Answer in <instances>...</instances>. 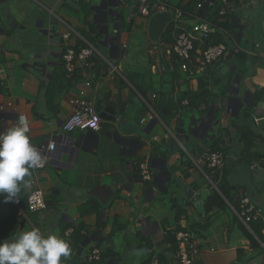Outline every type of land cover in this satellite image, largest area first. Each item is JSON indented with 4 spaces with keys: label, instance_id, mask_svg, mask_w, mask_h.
I'll return each mask as SVG.
<instances>
[{
    "label": "crops",
    "instance_id": "1",
    "mask_svg": "<svg viewBox=\"0 0 264 264\" xmlns=\"http://www.w3.org/2000/svg\"><path fill=\"white\" fill-rule=\"evenodd\" d=\"M157 1L153 7L183 11L179 23L188 29L207 19L217 2ZM232 3L242 18L223 38L225 58L190 78L177 68L169 71L162 53L165 71L152 72L149 19L138 15L136 0H0V131L26 117L34 146L55 145L46 167L26 177L36 181L46 208L19 213L32 186H22L16 203L0 197V240L32 228L62 238L72 228V254L63 264H84L93 248L101 259L90 264H180L175 234L189 232L199 249L197 264H264V239L251 246L237 214L247 198L257 211L254 219L264 223V56L249 50L254 24L248 28L244 15L263 12L264 0ZM69 28L74 33L65 42ZM261 33L257 42L264 45ZM242 41L249 45L242 48ZM66 44L94 46L92 68L66 74ZM82 90L96 106L114 108L117 120L107 119L105 110L100 131L65 133L70 100ZM146 104L157 117L142 122ZM241 131L257 137L248 152ZM212 149L224 155L230 198L226 212L206 215L181 186L199 194L205 206L216 189L201 156ZM141 162L150 181L140 177Z\"/></svg>",
    "mask_w": 264,
    "mask_h": 264
},
{
    "label": "built area",
    "instance_id": "2",
    "mask_svg": "<svg viewBox=\"0 0 264 264\" xmlns=\"http://www.w3.org/2000/svg\"><path fill=\"white\" fill-rule=\"evenodd\" d=\"M153 1L155 0H136L138 15L146 18H150L157 13L168 12L165 5H158L153 7ZM222 4V9L220 11V16H225L226 12L230 9L236 10V7H232L233 0H219ZM200 8V5H198ZM240 10V9H239ZM171 14V18L166 24L168 27L171 26V40L159 39L157 42L153 43L151 50V64L150 68L154 74L165 71V66L161 62L160 53L163 57L167 59L169 71H173L175 66L177 69L188 77L193 78L196 74L205 71L208 67L216 62L224 59L227 53V46L225 42H220L218 44H209L211 36L215 33V26L202 18L199 19L190 29L185 28L180 25L179 21L183 17V12L179 9H174ZM249 28V27H248ZM74 31L69 28L68 31L62 35L63 41H68ZM224 37L226 32H223ZM199 42L203 46L201 48H196L194 43ZM251 49L256 52L261 51L264 56V45L261 42L252 41L250 42ZM97 53L94 46L82 45L77 48L64 45L62 61L66 74L72 75L77 68H82L83 70H90L93 66V58ZM259 54V53H258ZM112 71H118L114 66L110 65ZM2 69L0 68V88L4 86L2 79ZM153 98L155 96L153 95ZM71 104V114L62 124V130L65 133H73L76 131H91L98 132L101 128V119L96 110V105L87 98L85 91H80L75 97L70 100ZM187 105V104H186ZM148 109L147 116L142 120L144 122L147 119L153 120L157 117L156 112L151 105L146 104ZM46 144L41 145L38 150L40 151L42 157L44 158V166L36 168L35 170H42L46 167V160L50 152L54 149V143L50 142L47 146ZM202 163L208 168L210 173L213 175L215 173L222 174L225 168V159L221 151L208 150L201 156ZM140 177L143 181L151 180V172L148 169L146 162H141L138 164ZM32 190L27 195V210L30 213H38L46 208V203L44 200L43 192L34 188L36 181L34 179L30 180ZM213 187L217 190L216 185ZM241 204L243 206L242 211L238 214L239 218L242 219L243 223H248L250 221V214L253 216L257 215L255 207L250 203L247 198L241 199ZM20 214H25L22 208H19ZM73 229L70 228L64 232L63 239L69 242L71 245V236ZM175 238L181 246L178 253V260L180 264H197L196 257L199 254V249L197 244L194 242L192 235L189 232H178L175 234ZM101 251L98 248H93L84 257V264H90L95 261H100Z\"/></svg>",
    "mask_w": 264,
    "mask_h": 264
},
{
    "label": "clouds",
    "instance_id": "3",
    "mask_svg": "<svg viewBox=\"0 0 264 264\" xmlns=\"http://www.w3.org/2000/svg\"><path fill=\"white\" fill-rule=\"evenodd\" d=\"M44 163L40 151L31 143L30 124L26 117L0 131L2 202H18L22 186L24 189L31 186L26 177L30 178L31 170L43 167ZM71 254L68 241L54 233L45 235L38 228L22 230L11 239L0 240V264H63Z\"/></svg>",
    "mask_w": 264,
    "mask_h": 264
},
{
    "label": "trees",
    "instance_id": "4",
    "mask_svg": "<svg viewBox=\"0 0 264 264\" xmlns=\"http://www.w3.org/2000/svg\"><path fill=\"white\" fill-rule=\"evenodd\" d=\"M200 9V8H199ZM222 9V4L219 0L215 4L212 5L211 15L207 16V21L211 22L215 28V33L211 36V40L208 42L209 44H218L224 41L223 32H235V28L237 26L238 13L236 10L231 9L226 12L225 16H220V11ZM264 9V7H263ZM183 12V11H182ZM184 14V12H183ZM218 17L223 18L220 22H218ZM171 26L169 25L164 33L161 36V39L170 41L171 40ZM239 54V53H238ZM242 58L244 56L242 55ZM246 59V56H245ZM243 59V60H245ZM177 66H175L172 72L176 71ZM75 73V72H74ZM53 83V82H52ZM51 83V84H52ZM264 89L260 91V96L263 94ZM261 97H254V100H260ZM241 140L244 146V152H248L251 149L252 144L257 139V137L249 131H241ZM264 142V140H262ZM212 151H219L217 149H212ZM264 158V154H263ZM212 181L216 185L217 190L213 191L207 198L204 206V211L206 215L210 212L216 210L218 212H226L228 209L227 205L230 198V188L225 184V178L223 174L215 173L212 175ZM22 210L27 211V207H22V202L20 204ZM240 210H237V213L240 214ZM250 221L244 224H240L239 228L243 235L247 238L251 246H259L258 241H263L264 239V223L260 219H254L253 214H250ZM258 240V241H257ZM71 246V245H70Z\"/></svg>",
    "mask_w": 264,
    "mask_h": 264
},
{
    "label": "water",
    "instance_id": "5",
    "mask_svg": "<svg viewBox=\"0 0 264 264\" xmlns=\"http://www.w3.org/2000/svg\"><path fill=\"white\" fill-rule=\"evenodd\" d=\"M171 18V14L169 12H165V13H157V14H154L150 20H149V23H148V36L149 38L153 41V42H157L159 39H160V36L162 34V32L164 31V28L166 27V24L168 23V21L170 20ZM242 17L240 16L239 14V20L241 19ZM247 23H248V27L252 26L253 25V22L252 20L250 19H247L246 20ZM260 28H261V31L264 33V17H263V20L260 24ZM251 49V45H249V50ZM96 110L98 112V115L99 117L101 118H106V116L103 115V111H110V116L109 118L107 117V119H110V120H117L116 117H115V113H114V108H107V109H103V107L100 105V103L96 106ZM47 146L48 144L45 143ZM71 150L73 153H75V155L77 154V147L75 145H72L71 146ZM182 187V190L186 196V198H188V200H191V202H194V201H197L195 203V207L196 209L204 214V205L203 203L200 201V195L199 194H194L187 186H181Z\"/></svg>",
    "mask_w": 264,
    "mask_h": 264
},
{
    "label": "rangeland",
    "instance_id": "6",
    "mask_svg": "<svg viewBox=\"0 0 264 264\" xmlns=\"http://www.w3.org/2000/svg\"><path fill=\"white\" fill-rule=\"evenodd\" d=\"M158 1H159V3L164 2L163 0H158ZM263 13H264V11L263 12H260L259 14H256L255 12H248V13L244 14V15H246V17H248L250 20H252V22L254 24V26H252L253 28L251 27L252 29L249 30V33L248 34L250 36H253V39L256 42L259 41V40H261V37L263 36V34L261 33V31L259 30L260 26L258 25L259 23L261 24V22H262V21L260 22V20L262 19V14ZM258 17H260V18L258 19ZM256 30L258 31V33L255 35V31ZM248 45L249 44H246V41L245 42L244 41L241 42L242 48H244V47H246Z\"/></svg>",
    "mask_w": 264,
    "mask_h": 264
}]
</instances>
